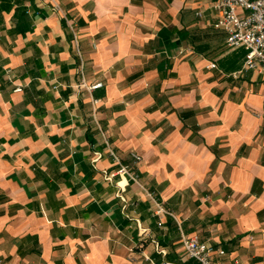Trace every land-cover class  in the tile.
Returning <instances> with one entry per match:
<instances>
[{
	"label": "crops",
	"instance_id": "0c3cea01",
	"mask_svg": "<svg viewBox=\"0 0 264 264\" xmlns=\"http://www.w3.org/2000/svg\"><path fill=\"white\" fill-rule=\"evenodd\" d=\"M217 1L0 0L2 264H196L194 234L264 264V75ZM106 140L163 226L134 183L123 209Z\"/></svg>",
	"mask_w": 264,
	"mask_h": 264
},
{
	"label": "built area",
	"instance_id": "2783aa9c",
	"mask_svg": "<svg viewBox=\"0 0 264 264\" xmlns=\"http://www.w3.org/2000/svg\"><path fill=\"white\" fill-rule=\"evenodd\" d=\"M215 8L218 11V19L215 26L227 33V46L230 49L244 48L247 51L244 69L258 71L264 75V0H218ZM65 19L74 34V42L80 55L78 25L76 22L67 19V17ZM216 67L217 65L214 63L208 66L210 69H215ZM79 86L93 90L103 87V83L100 82L89 86L82 79ZM16 91H21V88L16 89ZM106 145L107 153L118 166L114 173L107 176V180L113 182L115 178L119 177V181L116 182L119 188L117 197L120 199L123 209H128L129 200L126 192L128 186L134 183L149 197L151 212L158 219V224L163 226V217L165 215L174 217V213L166 209L157 194L149 191L143 183L137 171L142 157L136 152H131L134 162L131 165H126L123 164L121 157L107 140ZM96 155L97 158H102L103 156L99 152ZM122 183L126 184L122 185ZM143 239L144 237L140 241L143 242ZM183 248L186 256L189 259L196 260L199 264H219L216 254L219 256L225 255V251H216L213 245L202 241L197 234L185 235L183 237ZM132 253L134 252L132 251ZM0 264L2 263L0 262Z\"/></svg>",
	"mask_w": 264,
	"mask_h": 264
},
{
	"label": "trees",
	"instance_id": "16d2710c",
	"mask_svg": "<svg viewBox=\"0 0 264 264\" xmlns=\"http://www.w3.org/2000/svg\"><path fill=\"white\" fill-rule=\"evenodd\" d=\"M192 262H195L196 264H198V262L196 260H191Z\"/></svg>",
	"mask_w": 264,
	"mask_h": 264
}]
</instances>
